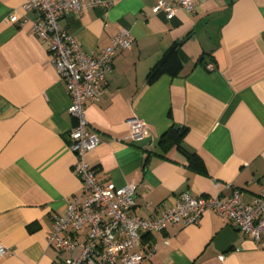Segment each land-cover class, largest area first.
I'll return each instance as SVG.
<instances>
[{
  "label": "crops",
  "instance_id": "obj_1",
  "mask_svg": "<svg viewBox=\"0 0 264 264\" xmlns=\"http://www.w3.org/2000/svg\"><path fill=\"white\" fill-rule=\"evenodd\" d=\"M27 1L0 0V247L8 251L0 264H59L80 253L48 243L54 216L82 192L68 148L76 121L48 44L33 33L39 14L23 10ZM99 1L60 19L90 54L108 47L120 28L131 33L100 102L86 107L101 139L85 156L98 182L134 183L133 213L145 219L173 208L183 192L237 191L253 203L264 188V0H195L194 13L179 11L172 20L152 10L178 0ZM174 46L165 71L149 81ZM133 118L149 130L139 142L131 140ZM174 126L186 129L181 147L164 149L160 139ZM142 240L158 244L143 264H264L254 239L213 212Z\"/></svg>",
  "mask_w": 264,
  "mask_h": 264
},
{
  "label": "built area",
  "instance_id": "obj_2",
  "mask_svg": "<svg viewBox=\"0 0 264 264\" xmlns=\"http://www.w3.org/2000/svg\"><path fill=\"white\" fill-rule=\"evenodd\" d=\"M194 1H160L152 12L165 13L167 19L172 20L179 11L194 13ZM100 3L99 0H28L23 6L25 12L39 14L32 22L33 33L48 44L52 63L71 97L70 113L76 121L69 134L68 148L76 156L74 173L81 180L82 192L67 205L64 214L54 216L48 243L60 253L75 250L80 253L59 264H143L158 249V244L144 245L143 234L157 233L178 223L197 224L208 212L231 221L264 250V188L250 204L242 202L237 191L207 198L183 192L173 208L145 219L133 213L137 189L134 183L119 188L115 184L103 186L98 182L96 171L86 162L85 156L100 145L101 139L90 130L86 107L89 103L100 102L117 52L132 46L131 33L120 28L108 47L90 54L61 25L60 19L63 14L84 12ZM18 20L16 14L11 15V23ZM206 70L213 71L214 65H207ZM128 124L133 142L149 136L142 120L133 118ZM80 233H83L82 239L78 238ZM7 252L0 247V258Z\"/></svg>",
  "mask_w": 264,
  "mask_h": 264
},
{
  "label": "trees",
  "instance_id": "obj_3",
  "mask_svg": "<svg viewBox=\"0 0 264 264\" xmlns=\"http://www.w3.org/2000/svg\"><path fill=\"white\" fill-rule=\"evenodd\" d=\"M176 54L175 46L170 48L163 58L150 70L148 79L152 81L156 76L165 71L166 65L170 59H172ZM186 129L180 126H174L169 129L160 139V145L164 149H169L171 146L177 145L181 147V143L184 139Z\"/></svg>",
  "mask_w": 264,
  "mask_h": 264
}]
</instances>
